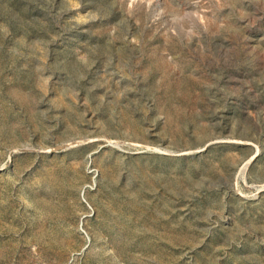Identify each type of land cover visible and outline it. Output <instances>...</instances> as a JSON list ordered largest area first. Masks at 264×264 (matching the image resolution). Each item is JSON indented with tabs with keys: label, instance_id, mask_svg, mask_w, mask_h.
Returning <instances> with one entry per match:
<instances>
[{
	"label": "rangeland",
	"instance_id": "1",
	"mask_svg": "<svg viewBox=\"0 0 264 264\" xmlns=\"http://www.w3.org/2000/svg\"><path fill=\"white\" fill-rule=\"evenodd\" d=\"M0 264H264V0H0Z\"/></svg>",
	"mask_w": 264,
	"mask_h": 264
}]
</instances>
